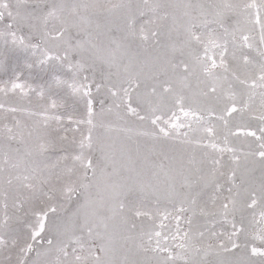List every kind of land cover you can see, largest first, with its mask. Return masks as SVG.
<instances>
[{
    "label": "snow or ice",
    "instance_id": "6c2138e0",
    "mask_svg": "<svg viewBox=\"0 0 264 264\" xmlns=\"http://www.w3.org/2000/svg\"><path fill=\"white\" fill-rule=\"evenodd\" d=\"M0 42L68 73L0 82V264H264V0H0Z\"/></svg>",
    "mask_w": 264,
    "mask_h": 264
},
{
    "label": "rangeland",
    "instance_id": "374dc122",
    "mask_svg": "<svg viewBox=\"0 0 264 264\" xmlns=\"http://www.w3.org/2000/svg\"><path fill=\"white\" fill-rule=\"evenodd\" d=\"M65 75L68 73L62 64L56 61L40 64L38 55L31 49L0 42V82L12 81L19 76L34 87H48L55 77Z\"/></svg>",
    "mask_w": 264,
    "mask_h": 264
}]
</instances>
